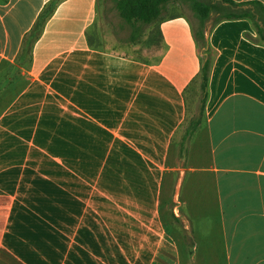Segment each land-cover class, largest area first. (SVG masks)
Returning a JSON list of instances; mask_svg holds the SVG:
<instances>
[{
  "label": "crops",
  "instance_id": "crops-1",
  "mask_svg": "<svg viewBox=\"0 0 264 264\" xmlns=\"http://www.w3.org/2000/svg\"><path fill=\"white\" fill-rule=\"evenodd\" d=\"M108 1L0 0V264H264L251 20L205 25L197 110L190 17L144 60L90 42Z\"/></svg>",
  "mask_w": 264,
  "mask_h": 264
},
{
  "label": "trees",
  "instance_id": "trees-1",
  "mask_svg": "<svg viewBox=\"0 0 264 264\" xmlns=\"http://www.w3.org/2000/svg\"><path fill=\"white\" fill-rule=\"evenodd\" d=\"M187 4L196 17L193 22V33L196 41L210 52V47L205 37V23L210 16L218 14L213 23L222 19L248 18L251 20L256 38L255 41L264 43V5L257 1L235 2L234 0H112L113 7L119 16L128 23L139 21L146 24L156 23L167 5L170 3ZM246 6V7H244ZM211 63V55L203 58L201 75V97L203 105L207 95V80Z\"/></svg>",
  "mask_w": 264,
  "mask_h": 264
},
{
  "label": "rangeland",
  "instance_id": "rangeland-1",
  "mask_svg": "<svg viewBox=\"0 0 264 264\" xmlns=\"http://www.w3.org/2000/svg\"><path fill=\"white\" fill-rule=\"evenodd\" d=\"M186 14L192 22H196L194 13L187 4L170 3L160 15L161 18H168L178 14ZM218 14L213 13L207 19L206 27L211 25ZM90 42L94 45L105 47L122 54L131 55L144 60L155 59L161 49V38L157 23L146 24L139 21L128 23L118 14L117 10L108 1L103 4L98 17L95 30L90 34ZM203 57L210 54L205 47L201 46ZM200 83V80H199ZM196 108L198 110L201 97V88L195 90ZM190 115L184 124L187 126Z\"/></svg>",
  "mask_w": 264,
  "mask_h": 264
},
{
  "label": "water",
  "instance_id": "water-1",
  "mask_svg": "<svg viewBox=\"0 0 264 264\" xmlns=\"http://www.w3.org/2000/svg\"><path fill=\"white\" fill-rule=\"evenodd\" d=\"M244 7H246V6H244Z\"/></svg>",
  "mask_w": 264,
  "mask_h": 264
}]
</instances>
